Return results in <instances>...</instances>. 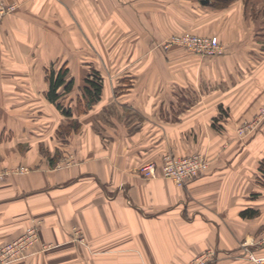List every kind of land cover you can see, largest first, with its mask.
<instances>
[{
	"label": "crops",
	"instance_id": "obj_1",
	"mask_svg": "<svg viewBox=\"0 0 264 264\" xmlns=\"http://www.w3.org/2000/svg\"><path fill=\"white\" fill-rule=\"evenodd\" d=\"M2 1L14 10L0 24L1 114L19 115L4 98L51 65L74 84L94 69L103 87L73 111L81 128L69 141L21 152L11 124L0 162L33 169L0 182V245L36 221L44 248L26 264H186L209 248L210 264H251L245 240L264 253V123L249 138L237 132L264 101V0ZM183 30L217 35L225 52L158 46ZM194 152L210 166L186 186L140 172Z\"/></svg>",
	"mask_w": 264,
	"mask_h": 264
},
{
	"label": "rangeland",
	"instance_id": "obj_2",
	"mask_svg": "<svg viewBox=\"0 0 264 264\" xmlns=\"http://www.w3.org/2000/svg\"><path fill=\"white\" fill-rule=\"evenodd\" d=\"M223 4H216V5H222L226 6L228 5L227 3L220 2ZM264 8V5H263ZM12 10H14V6L9 9V11L3 16V18L0 20V24L4 17L10 13ZM201 35V36H217V35H204L200 34L198 32H193L190 30H183L174 34L169 35L165 40L162 42H159L158 46L161 47L163 50H169L172 47H181L184 48L190 52L195 53L196 55L200 57H218L221 54L225 52L224 45L221 42L220 38L218 37L221 48L217 51L216 54L213 55H207V54H202L198 53L196 51H193L189 45H186L183 42H177V43H172L169 46H166V42H168L170 39L176 36H189V35ZM56 59V62L59 63V57L54 58ZM54 65H51V67H46L44 68V72L46 75L45 80L42 82H37V83H25L21 84V90H20V98L17 99L15 96L12 95H7L3 102L7 106L8 111L9 110H15L18 111L19 115H12V113H7V111L4 114H1L0 112V122L3 121L1 125H3V131H0V142L3 141L4 139L8 140L11 137H16V132L14 130H11V124L13 123L14 128L16 127V122L15 119L18 120V128H20V149L21 152L27 151L30 149V144L33 142H38L39 140H50L53 139V135L56 138H61L64 141H69L72 137H74L75 133L79 131L81 128V119H79L73 111L76 109V107L79 105V109L83 110V108L89 107L88 106V99H82L81 97H76V90L78 91H85V88L91 87V78L92 80L96 79L98 82L99 78L97 77V71L94 69L91 70V74L88 75L86 83L82 84H74L73 80L70 82H67L65 78V83L58 89L59 97L56 102L51 101L47 97V93L50 88V75L52 72H55L58 74L62 69H66L67 75H69V68H66L65 66L60 67ZM102 82V81H101ZM70 83V87L66 89L65 85ZM103 84V83H102ZM1 85V84H0ZM9 85V84H7ZM23 87H25L23 89ZM28 87V88H27ZM83 87V88H82ZM29 90V92H27ZM74 91V92H71ZM45 93V94H44ZM72 93V94H71ZM79 94V93H77ZM9 96V97H8ZM13 103V105L11 104ZM264 103V101H263ZM262 103V104H263ZM60 104V107H59ZM262 104L259 107V110L252 116L245 117L244 119L240 120L241 123L246 120H252L255 119L259 115L260 108ZM10 106V108H9ZM81 106V107H80ZM69 112V113H68ZM238 122V123H240ZM264 123V119L261 120L256 129L251 132L248 136L245 138H249L252 135H255L256 131L258 129H261V126ZM0 125V126H1ZM239 136V135H238ZM34 140V141H33ZM5 141V140H4ZM40 146L38 149L44 153L48 152V147L45 146V143L39 144ZM149 162H154V161H148L145 163ZM144 163V164H145ZM143 165V164H142ZM141 166H139L140 169ZM33 169L32 167L28 165H18L15 167H8V166H3L2 163L0 162V182H4L7 177L11 174L15 173H26ZM26 226V227H25ZM22 231L17 234L16 236L12 237V239L5 241L3 244L0 245V252L2 250V247H4L6 244L11 242L12 240L22 236V235H28L29 229L30 228H35L36 233L38 234V239L34 243H29L27 242L25 246L21 249H19L18 252H15V254H6L3 258V260L0 259V264H26L27 260L32 253L34 249H36V246H41V248H44V245L41 243V230L39 227V224L36 223V221H31L28 225H25ZM76 231H78L76 229ZM80 238H82V235H79Z\"/></svg>",
	"mask_w": 264,
	"mask_h": 264
},
{
	"label": "built area",
	"instance_id": "obj_3",
	"mask_svg": "<svg viewBox=\"0 0 264 264\" xmlns=\"http://www.w3.org/2000/svg\"><path fill=\"white\" fill-rule=\"evenodd\" d=\"M13 7L5 4L0 0V20L3 16ZM183 42L189 45L193 51L198 53L213 55L221 48L220 41L217 36H201V35H189V36H176L166 42V46L172 43ZM264 119V103L262 104L259 115L252 120L243 121L237 129L240 137H246L253 132L258 123ZM210 166L209 158L202 152H194L184 156H176L172 153H167L163 157L162 164L156 162H149L141 165L140 172L144 177L151 178L159 175L170 178L180 186H186L191 178H195L204 174ZM38 239V234L35 228H30L28 235H22L4 247L0 252V259L3 260L6 254H15L19 249L23 248L29 241L34 243ZM264 240V234L262 237ZM242 246L245 249V256L251 261V264H264V253L258 254L253 249L249 248L250 243L245 240L242 242ZM216 250L209 248L208 250L200 253L195 258L187 262L186 264H210L215 258Z\"/></svg>",
	"mask_w": 264,
	"mask_h": 264
},
{
	"label": "trees",
	"instance_id": "obj_4",
	"mask_svg": "<svg viewBox=\"0 0 264 264\" xmlns=\"http://www.w3.org/2000/svg\"><path fill=\"white\" fill-rule=\"evenodd\" d=\"M231 0H216L215 4H223L220 2H224V3H230ZM67 73L66 69H62L58 74H56L55 72H52V74L50 75L49 79H50V88L49 91L47 93V97L51 100L56 102L58 97H59V93H58V89L65 83V75ZM92 86L91 87H86L85 88V93L87 94L88 97V106L92 105L93 103H95L101 96V92H102V87L103 84L102 82H98V80L94 79L90 81ZM71 83V82H70ZM70 83H68L67 85H65L66 89H68L71 85ZM60 107V104H59ZM69 113V112H68ZM261 170L264 172V159L262 161V165H261Z\"/></svg>",
	"mask_w": 264,
	"mask_h": 264
}]
</instances>
